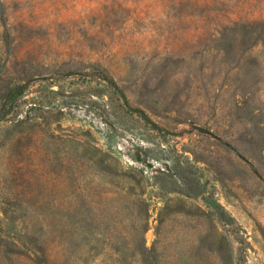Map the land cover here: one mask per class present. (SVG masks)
<instances>
[{"label":"rangeland","instance_id":"374dc122","mask_svg":"<svg viewBox=\"0 0 264 264\" xmlns=\"http://www.w3.org/2000/svg\"><path fill=\"white\" fill-rule=\"evenodd\" d=\"M260 21L264 0H0V105L28 84L0 120V264H264Z\"/></svg>","mask_w":264,"mask_h":264},{"label":"trees","instance_id":"16d2710c","mask_svg":"<svg viewBox=\"0 0 264 264\" xmlns=\"http://www.w3.org/2000/svg\"><path fill=\"white\" fill-rule=\"evenodd\" d=\"M256 24L259 25L258 27L260 28L259 33L261 41H263L264 43V22L260 21ZM244 25L245 24H242V26ZM96 75L99 79L103 80L106 83L110 90L122 101L123 105L127 108L129 112L136 114L152 129L162 133L166 132V130L161 127L158 123H156L151 117H149V115L145 111L130 104L125 92L114 78L104 72H98ZM27 89V83L15 85L12 88L8 89L0 105V120H2L7 115L8 111L14 106L15 102L25 94ZM137 159H141V157L137 156Z\"/></svg>","mask_w":264,"mask_h":264}]
</instances>
